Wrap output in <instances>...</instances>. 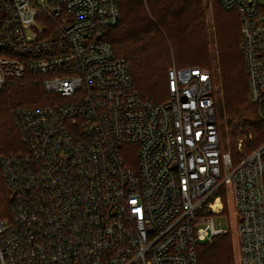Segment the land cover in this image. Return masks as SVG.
Returning a JSON list of instances; mask_svg holds the SVG:
<instances>
[{"label":"built area","instance_id":"built-area-1","mask_svg":"<svg viewBox=\"0 0 264 264\" xmlns=\"http://www.w3.org/2000/svg\"><path fill=\"white\" fill-rule=\"evenodd\" d=\"M221 2L240 13L264 120V4ZM120 22L119 0H0V90L39 83L55 97L12 112L24 150L0 156V264H199V241L229 231L215 222L225 190L240 264H264V143L240 139L234 164L207 68L173 66L170 98H143L106 40Z\"/></svg>","mask_w":264,"mask_h":264},{"label":"trees","instance_id":"trees-1","mask_svg":"<svg viewBox=\"0 0 264 264\" xmlns=\"http://www.w3.org/2000/svg\"><path fill=\"white\" fill-rule=\"evenodd\" d=\"M119 1L121 22L107 31L106 40L113 45L119 56L126 58L136 88L143 98L153 102H164L170 98L168 71L173 66H210L202 0ZM213 5L216 37L221 54V78L225 91L227 123L233 141H236L242 135V132L237 130L239 122L242 118L246 122V109L253 108L258 120L256 123L248 121L246 132L255 133L254 143L258 147L264 143V120L258 106L249 98L246 63L240 51V14L238 11V19L236 15L230 18L227 9L231 8L225 7L221 0H213ZM232 22H236L235 26ZM176 37H188V41L178 44L174 40ZM162 49L167 52L158 58L157 52ZM177 49L186 52L180 61L177 60ZM174 54L176 59L173 58ZM145 86L146 89L157 91L164 88L168 91V98L145 94ZM49 103V94L39 83L6 84L1 88L0 156L24 150L21 134L12 114L13 109ZM0 188H3L1 183ZM3 193L4 190L1 192L2 197ZM230 248L229 235H218L213 242L204 246L197 245L198 261L206 255L211 263L214 260L213 264H234L231 256L226 253ZM224 254L228 257H223Z\"/></svg>","mask_w":264,"mask_h":264},{"label":"rangeland","instance_id":"rangeland-1","mask_svg":"<svg viewBox=\"0 0 264 264\" xmlns=\"http://www.w3.org/2000/svg\"><path fill=\"white\" fill-rule=\"evenodd\" d=\"M262 4H264V0H260ZM203 3V10H204V19H205V31L208 34L207 42L209 47V53H210V66L207 68L213 72L214 80H215V86L218 93L219 103H220V109H221V124L223 129V137H224V148L228 151H231L234 157V164L237 162V155H238V146L237 143L240 139H244V141L248 144V147L244 151H249L253 148H255V140L256 136L254 132H246L248 129V121L255 122L258 120L256 113L253 108H247L245 113V118L248 120L244 122V118L241 119V122H239V125L237 127L238 131L242 132V135L236 140L233 141L231 132H230V126L227 123V113H226V103H225V91L224 86L222 83V70H221V64H220V48L218 39L216 37V26H215V15H214V5L213 0H202ZM227 12L230 13V18L234 17L236 15L238 19V10H231L227 9ZM240 14V13H239ZM236 23V22H235ZM235 23L232 22V25L235 26ZM175 42L178 44H184L188 41V37H176ZM192 42V41H190ZM240 51L241 48H240ZM165 52H167L166 49L159 50L157 52V57L161 58L165 55ZM189 53V52H188ZM243 53V52H242ZM176 54L177 60L180 61L181 56L185 55L186 52L177 49ZM188 55V54H187ZM186 55V56H187ZM244 55V54H243ZM173 58H175V54L173 55ZM176 59V58H175ZM19 85V84H16ZM145 86L143 89L145 94H150L153 96H156L158 98H168V91H166L164 88L162 90H149L146 89ZM48 99V97H46ZM53 99H55L54 96L49 94V101L51 102ZM253 136V139L250 138V136ZM137 146H131L125 151V156L128 159V161L132 164L136 163V157H137ZM0 183L2 184V189L4 190L3 193V200H4V209H7L8 206V199H7V191L6 188L4 189V182L2 178V172L0 168ZM224 202H225V214L215 216V222L217 226L224 227L228 229L229 231L225 235H229L231 240V248L229 252H226L229 256H231V259L233 260L234 264H240V258H239V244H238V235H237V221H238V215L236 212V209L234 207L233 199L232 197L226 192L224 193ZM226 213L229 215H226ZM230 217V218H229ZM201 246H204L208 244L207 241H199L198 243ZM225 253V254H226ZM223 255V257L226 255ZM199 257V256H198ZM228 257V256H227ZM226 257V258H227ZM226 260V259H225ZM214 263V260L212 261ZM211 263L206 255L200 258L199 264H213Z\"/></svg>","mask_w":264,"mask_h":264}]
</instances>
